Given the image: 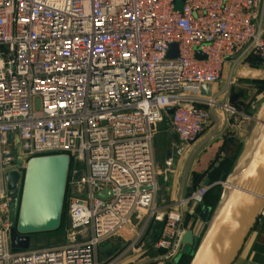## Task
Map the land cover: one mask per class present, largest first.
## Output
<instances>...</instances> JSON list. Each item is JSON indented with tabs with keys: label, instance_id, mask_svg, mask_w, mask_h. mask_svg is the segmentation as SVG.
Returning <instances> with one entry per match:
<instances>
[{
	"label": "built area",
	"instance_id": "obj_1",
	"mask_svg": "<svg viewBox=\"0 0 264 264\" xmlns=\"http://www.w3.org/2000/svg\"><path fill=\"white\" fill-rule=\"evenodd\" d=\"M258 7L259 0H0V264H113L141 250L152 225V247L175 255L185 214L211 184L166 201L154 130L167 119L180 154L218 121L216 109L235 112L227 98L235 79L221 84L226 64L233 71L254 57L264 80ZM14 132L21 169L32 157L69 159L66 237L15 252L4 181L15 166ZM263 218L264 207L256 223ZM125 228L133 231L127 246L100 261L99 246Z\"/></svg>",
	"mask_w": 264,
	"mask_h": 264
},
{
	"label": "water",
	"instance_id": "obj_2",
	"mask_svg": "<svg viewBox=\"0 0 264 264\" xmlns=\"http://www.w3.org/2000/svg\"><path fill=\"white\" fill-rule=\"evenodd\" d=\"M176 54V44H172L168 56L172 58ZM241 77H245L244 71ZM210 91L201 87L202 94L208 95ZM172 111L167 109L168 114ZM13 137L15 166L5 170L4 181L11 199L9 241L15 252L30 247L32 234L58 229L69 159L65 154L32 157L21 169L25 158L20 152L17 132ZM235 137L244 141V146L223 181L215 208L207 207L200 213L201 220H208L205 231L199 237L192 229H185L180 237L174 257L188 254L191 256L188 264H233L264 207V107L256 116H244ZM109 247L110 244L104 246Z\"/></svg>",
	"mask_w": 264,
	"mask_h": 264
},
{
	"label": "crops",
	"instance_id": "obj_3",
	"mask_svg": "<svg viewBox=\"0 0 264 264\" xmlns=\"http://www.w3.org/2000/svg\"><path fill=\"white\" fill-rule=\"evenodd\" d=\"M258 11L259 13L261 12L262 22L264 23V0H259ZM254 59H255L254 57H249L245 62L237 66V68L234 69L233 71H231V67L229 64L225 65L222 74L221 84L223 85L225 83L229 75H231L232 78L235 79L234 85L230 87L227 93V97L229 101L235 100L236 98L240 97L241 94L240 93L235 94V90L247 89L246 88L248 87L247 82H249L250 80L253 79V80H260V82L261 81L264 82L260 76L261 71L258 68V66H256L255 64L256 62ZM242 71L245 72L244 78L241 77ZM236 80L238 81L237 83ZM243 118L237 122L236 119L229 118V116L227 117V115L225 114L223 115V117L218 119L217 122L213 123L211 131L206 130V132H203L199 136L196 142L191 144L190 148L187 150L189 154L188 157L190 158L191 155L193 154V153L190 154L189 152H194L197 150L196 155L192 156V160L194 159L195 162H201V160H199L201 153L204 152L205 150H207L208 153H210L211 150L210 163L206 166V168L202 170H199L197 167H195L193 171L195 172V174H197L196 182L191 183L190 181L187 182L183 180V183H181V185H179V187L177 188L178 190L176 189V187H174L172 188L171 192L164 194L166 201L170 202L178 198L179 196L187 195L197 185L211 184L210 188L211 191L213 190V192L208 193L209 192L208 191L206 193L203 203L197 205L193 213L195 212V216L200 219L199 216L202 209L207 207H210L211 210L213 209V203L216 200L215 194L219 189H222L224 179L231 171L233 165L235 164L244 146V141H241L235 137V132L239 129V124L241 123ZM222 128H225V130H227L230 133V135L227 134L225 135L224 138L219 139V137H217L218 136L217 133ZM168 135H170V138L175 137V135L172 134L171 131H168L167 137ZM217 138L218 141H216ZM175 160L176 159H174V161ZM171 165H173L171 166V168L175 169L176 161ZM209 172H216V173L215 174L213 173L214 174L213 177L207 178L206 176L209 174ZM210 212L208 214V217L210 215ZM188 223L190 222L189 221L186 222V225H188ZM190 225L191 224L186 226L184 229H192ZM158 232H159V227L157 225H152L144 236L146 237V240L147 239L151 240V243H147L149 244V246H146L145 250L141 251V253L139 252L137 254L129 255L126 258L116 261L113 264H182V260L177 256L173 258L171 257L166 258L165 257L166 250L156 249L152 247V243L155 240ZM120 234L112 237L108 241L103 242L99 246L98 255L100 261H105L106 258L112 256L115 252H117V250L123 247V245H121L122 241L120 238ZM106 244H110V247L104 248ZM34 247H38V245L35 246L33 245V243L30 244V248H34ZM107 251H110V255L107 254ZM233 264H264V218L262 219L261 222L255 223L253 228L250 230Z\"/></svg>",
	"mask_w": 264,
	"mask_h": 264
},
{
	"label": "rangeland",
	"instance_id": "obj_4",
	"mask_svg": "<svg viewBox=\"0 0 264 264\" xmlns=\"http://www.w3.org/2000/svg\"><path fill=\"white\" fill-rule=\"evenodd\" d=\"M254 60L257 61L256 58ZM237 82L238 81L236 80V83ZM243 83H245V82H243ZM247 84H248V87H246L247 89H244V90H242V89L237 90L236 89L235 90V94H237V93L241 94L240 97L236 98L235 100H231V101L228 100L229 105L235 109V112L233 114H229L223 110L216 109L215 112L218 115L217 116L218 119L223 117V115H225V114L226 115L229 114L230 115L229 118H234L238 122L246 114L247 115H254V116L258 115L260 110L264 107V89H262V88H264V82H262V81L260 82V80H253L252 79L249 82H247ZM222 98H223V96H220L217 99L222 100ZM220 122H221V120H220ZM213 123L214 122L207 125L204 128L203 132H206V130L211 131ZM253 125H254V121L251 122V126H253ZM227 132L228 131L225 130V128H222L217 133V135H218L217 137H219V139H222L225 137V135H227V134L230 135V133L229 132L227 133ZM167 134H168V124H167V119H165L164 121L157 124V126L154 130V135H153L154 154H155V159H156V163H157V170L159 171V174H160L158 176V185H159V189H160L161 193L163 194V196H164V194L171 192L172 188L176 187V189H177L179 187V185H181V183H183V180H185L187 182L190 181L191 183L196 182L197 174H195V172L193 171L194 168L197 167L199 170L206 168V166L210 163V157H211V150H210V153H208V151L205 150L204 152L201 153V156L199 157V160H201V162H195L194 159H193L194 161L192 160V156L196 155L197 150L194 152H189L190 154L193 153L191 155V157L189 158L188 157L189 154H188L187 150L190 148L191 145H187L180 154L176 155L177 157L175 158L176 159L175 160L176 161V168L175 169L171 168V166H173V165H171V166L165 165L166 159L169 156L172 157L174 155V153L177 150L180 151V147H182V144L180 143V141L176 137H171L170 139H168ZM216 141H218V138ZM187 158H189V159H187ZM175 161L172 163H175ZM187 165H188V167H187ZM213 173L215 174L216 172H209V174L206 177L207 178L213 177L214 176ZM208 191H209L208 193L213 192V190L211 191V188ZM65 192H66V189H65ZM65 195H66V193H65ZM204 197L202 199V203L204 201ZM217 201H218V199H217ZM217 201L213 205V209L215 208ZM210 216H211V213H210L208 219L210 218ZM66 221H67L66 206L64 205V202H63L61 222H60L58 229L51 231V232H40V233L32 234L31 235V244L33 243V245H35V246L36 245L45 246V245L55 244V243L63 241L67 235V232H68ZM188 221L190 222V223H188V225L191 224L190 226H191L193 232L196 235H198L199 237H201V235L203 234V232L206 229L208 220L203 221V220L199 219L198 217L195 216V212H194L191 214H188V213L185 214V218L183 221V227L184 228L186 226H188V225H186V222H188ZM140 223H141L140 221H138V222L135 221V223H133V224L135 227L139 228ZM120 233H121L120 238L122 241L121 245H123V248H124L125 246H127L126 244L128 243V241L133 237V231L129 228L128 229L125 228ZM141 242H142L141 243V250L144 251L146 246H149V244H147V243H151V240L150 239L146 240V237H144L141 240ZM141 250L135 249V250L125 251L124 254H122L120 256L117 255V256L113 257L112 260H115V262L119 261L123 258H126L129 255L137 254L139 252L141 253ZM173 257H174V255L171 256V258H173ZM178 258H180L182 260V264H188L190 256L184 255L182 253L180 256H178Z\"/></svg>",
	"mask_w": 264,
	"mask_h": 264
},
{
	"label": "trees",
	"instance_id": "obj_5",
	"mask_svg": "<svg viewBox=\"0 0 264 264\" xmlns=\"http://www.w3.org/2000/svg\"><path fill=\"white\" fill-rule=\"evenodd\" d=\"M220 193H221V189H219L218 191H217V193L215 194V198H216V200L219 198V195H220ZM206 195V194H205ZM216 200H215V202L213 203V205L216 203ZM184 255H188V254H184ZM190 256V255H189ZM190 258H191V256H190ZM190 260V259H189ZM189 262V261H188Z\"/></svg>",
	"mask_w": 264,
	"mask_h": 264
},
{
	"label": "bare ground",
	"instance_id": "obj_6",
	"mask_svg": "<svg viewBox=\"0 0 264 264\" xmlns=\"http://www.w3.org/2000/svg\"><path fill=\"white\" fill-rule=\"evenodd\" d=\"M258 114H259V113H258ZM240 151H241V150H240ZM176 152H177V151H176ZM176 152H175L174 155L172 156V158H174V159L177 157V156H176V155H177ZM240 153H241V152H240Z\"/></svg>",
	"mask_w": 264,
	"mask_h": 264
}]
</instances>
